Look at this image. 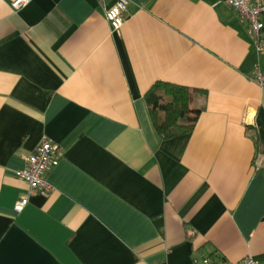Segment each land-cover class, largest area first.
Masks as SVG:
<instances>
[{"label": "crops", "instance_id": "1", "mask_svg": "<svg viewBox=\"0 0 264 264\" xmlns=\"http://www.w3.org/2000/svg\"><path fill=\"white\" fill-rule=\"evenodd\" d=\"M128 1L114 32L116 0H0V264H264V51L219 0ZM158 83L188 90L191 131L156 132Z\"/></svg>", "mask_w": 264, "mask_h": 264}, {"label": "built area", "instance_id": "2", "mask_svg": "<svg viewBox=\"0 0 264 264\" xmlns=\"http://www.w3.org/2000/svg\"><path fill=\"white\" fill-rule=\"evenodd\" d=\"M32 0H7L9 7L13 11H18L26 7ZM104 6L105 0H97ZM231 8L247 26L248 34L256 41L257 50L264 51V0H219ZM129 1L116 0L115 4L105 11V20L112 31H119L124 25L126 11ZM252 80L259 86L264 84V76L259 69L256 70ZM58 146L49 141L42 142L32 154L25 158V168L15 172V176L23 180L29 187L31 193L40 191L48 193L51 186L45 181V175L49 170L54 158L59 153ZM258 162V166H260ZM28 204V198L24 197L14 204L15 213H21ZM194 264H260L254 258L248 257L239 262L216 263L208 258L195 261Z\"/></svg>", "mask_w": 264, "mask_h": 264}, {"label": "trees", "instance_id": "3", "mask_svg": "<svg viewBox=\"0 0 264 264\" xmlns=\"http://www.w3.org/2000/svg\"><path fill=\"white\" fill-rule=\"evenodd\" d=\"M145 99L153 126L162 139L191 131L197 121L199 112L190 109L186 88L158 83L146 93Z\"/></svg>", "mask_w": 264, "mask_h": 264}, {"label": "rangeland", "instance_id": "4", "mask_svg": "<svg viewBox=\"0 0 264 264\" xmlns=\"http://www.w3.org/2000/svg\"><path fill=\"white\" fill-rule=\"evenodd\" d=\"M185 121V119L183 120V122Z\"/></svg>", "mask_w": 264, "mask_h": 264}]
</instances>
